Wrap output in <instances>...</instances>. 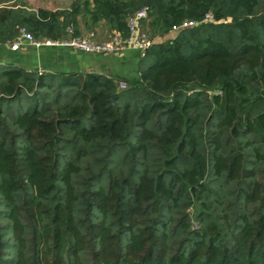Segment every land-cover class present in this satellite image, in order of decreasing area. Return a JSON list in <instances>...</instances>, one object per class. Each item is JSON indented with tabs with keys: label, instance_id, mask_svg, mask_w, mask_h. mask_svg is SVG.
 Returning <instances> with one entry per match:
<instances>
[{
	"label": "trees",
	"instance_id": "trees-1",
	"mask_svg": "<svg viewBox=\"0 0 264 264\" xmlns=\"http://www.w3.org/2000/svg\"><path fill=\"white\" fill-rule=\"evenodd\" d=\"M26 6L0 8L1 43L80 36L81 15L126 36L143 8L174 36L125 90L0 67V264H264V0Z\"/></svg>",
	"mask_w": 264,
	"mask_h": 264
},
{
	"label": "crops",
	"instance_id": "crops-1",
	"mask_svg": "<svg viewBox=\"0 0 264 264\" xmlns=\"http://www.w3.org/2000/svg\"><path fill=\"white\" fill-rule=\"evenodd\" d=\"M29 1V0H28ZM26 9H34L27 2ZM2 8V6H0ZM68 10L63 8L62 10ZM45 10V9H43ZM49 11H58L46 9ZM70 10V9H69ZM80 34L93 33L98 41H108L113 30L106 21L99 22L92 30L86 26L88 16L81 15ZM148 29V28H144ZM165 37H154L155 42H162ZM141 54L136 50H125L117 54L90 55L66 46H35L25 43L19 50H12L10 43L0 42V67H19L27 72L38 74L70 75L76 73H97L109 78H120L127 82L138 81L140 78L139 62Z\"/></svg>",
	"mask_w": 264,
	"mask_h": 264
},
{
	"label": "built area",
	"instance_id": "built-area-1",
	"mask_svg": "<svg viewBox=\"0 0 264 264\" xmlns=\"http://www.w3.org/2000/svg\"><path fill=\"white\" fill-rule=\"evenodd\" d=\"M148 19V8L136 12L128 18V34L123 36L113 32V36L108 41H98L93 33L88 35L75 36L72 27L68 28V38L66 40L42 39L37 40L31 33L21 29L19 35L10 43L12 50H19L25 43L35 46H66L76 51L90 55L117 54L125 50H136L144 57L146 52L155 44L154 38L141 26V20ZM213 15L207 14L200 22L184 21L180 25L173 26L171 33H176L183 29L192 28L200 24L213 22ZM128 85L124 81L118 82L119 90L127 89Z\"/></svg>",
	"mask_w": 264,
	"mask_h": 264
},
{
	"label": "rangeland",
	"instance_id": "rangeland-1",
	"mask_svg": "<svg viewBox=\"0 0 264 264\" xmlns=\"http://www.w3.org/2000/svg\"><path fill=\"white\" fill-rule=\"evenodd\" d=\"M84 0H0V6L2 8L12 7V6H20L21 4L27 2L29 6L33 7L31 11H38L41 9H58V11H63V8H68V10L73 6L76 2H83ZM65 10V9H64ZM148 30V29H147ZM149 31V30H148ZM150 33V32H149ZM151 34V33H150ZM174 36V34H170L169 37ZM198 207V206H197ZM198 208L193 207L190 210L192 215L196 213Z\"/></svg>",
	"mask_w": 264,
	"mask_h": 264
}]
</instances>
